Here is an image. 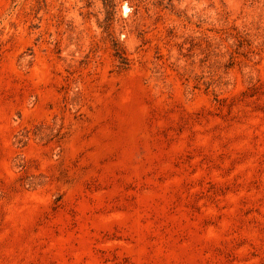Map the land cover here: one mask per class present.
I'll use <instances>...</instances> for the list:
<instances>
[{
	"label": "rangeland",
	"instance_id": "obj_1",
	"mask_svg": "<svg viewBox=\"0 0 264 264\" xmlns=\"http://www.w3.org/2000/svg\"><path fill=\"white\" fill-rule=\"evenodd\" d=\"M0 264H264V0H0Z\"/></svg>",
	"mask_w": 264,
	"mask_h": 264
}]
</instances>
